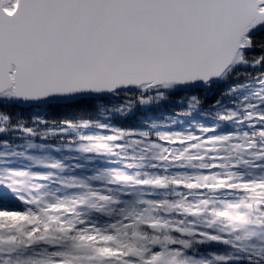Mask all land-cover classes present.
Masks as SVG:
<instances>
[{
	"label": "snow or ice",
	"instance_id": "1",
	"mask_svg": "<svg viewBox=\"0 0 264 264\" xmlns=\"http://www.w3.org/2000/svg\"><path fill=\"white\" fill-rule=\"evenodd\" d=\"M0 264H264V0H0Z\"/></svg>",
	"mask_w": 264,
	"mask_h": 264
},
{
	"label": "trees",
	"instance_id": "2",
	"mask_svg": "<svg viewBox=\"0 0 264 264\" xmlns=\"http://www.w3.org/2000/svg\"><path fill=\"white\" fill-rule=\"evenodd\" d=\"M140 114H141V113H137V115H140ZM119 119H120V118H117V122H119Z\"/></svg>",
	"mask_w": 264,
	"mask_h": 264
}]
</instances>
